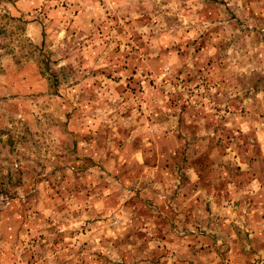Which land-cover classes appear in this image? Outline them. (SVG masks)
<instances>
[{"label":"rangeland","instance_id":"1","mask_svg":"<svg viewBox=\"0 0 264 264\" xmlns=\"http://www.w3.org/2000/svg\"><path fill=\"white\" fill-rule=\"evenodd\" d=\"M102 238L264 264V0H0V264H125Z\"/></svg>","mask_w":264,"mask_h":264},{"label":"crops","instance_id":"2","mask_svg":"<svg viewBox=\"0 0 264 264\" xmlns=\"http://www.w3.org/2000/svg\"><path fill=\"white\" fill-rule=\"evenodd\" d=\"M107 199H111V197H109V198H107ZM102 202H104V200H102ZM107 209V212H109L110 210H113V207H111V206H107L106 207ZM103 215V214H102ZM107 218L108 217H110L109 215L108 216H106ZM96 219H98V218H96ZM108 219H110V218H108ZM175 224H178L177 222H175ZM143 224L142 223H140V225L139 226H130V225H127V226H125L124 228H123V230L121 231V232H118V233H116V234H112V235H114V236H117V235H121V234H123V235H131V237H134V238H136V239H139V242H140V244L142 245V240L143 239H147V237H150V236H153L154 234L151 232V230L150 229H146V228H144L143 226H142ZM260 230V229H259ZM117 231H119V229L117 230ZM157 232H159V230L157 231ZM173 233L175 234V235H177V234H179V231H178V228H175L174 230H173ZM187 233H189V232H187ZM149 235V236H148ZM101 242L102 243H100V248H106L107 250H113L115 253H116V255L117 256H119L120 258H119V261L120 262H122V260L124 261V263L126 264V254L128 253V251L126 250V248L124 249V250H119V249H117V247L115 246V245H118L119 246V244H120V240H118V239H116V240H111V239H108V238H102L101 239ZM124 242V244H126L125 242H126V240H124L123 241ZM147 242H148V240H147ZM123 244V245H124ZM127 245V244H126ZM132 246V245H131ZM138 251V248L136 247V252ZM116 264V263H115Z\"/></svg>","mask_w":264,"mask_h":264}]
</instances>
